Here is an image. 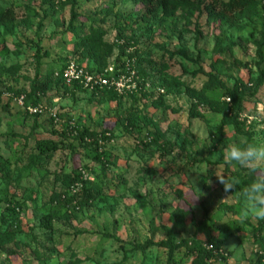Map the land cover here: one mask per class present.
<instances>
[{"label": "rangeland", "instance_id": "374dc122", "mask_svg": "<svg viewBox=\"0 0 264 264\" xmlns=\"http://www.w3.org/2000/svg\"><path fill=\"white\" fill-rule=\"evenodd\" d=\"M168 1L165 16L158 6L144 20L147 4L131 0H0V11L16 14L14 26L0 27V67L16 68L0 73V159L15 171L0 179V231L14 232L18 241L0 252V264H191L184 249L170 263L166 250L135 251L166 240L168 231L178 245L222 240L226 264L257 261L253 236L259 237L262 221L241 220L240 201L235 194L225 199L215 176L247 185L254 177L228 164L224 149L264 144V81L255 84L264 71V0L231 15L211 8L227 0ZM72 12L86 26L77 34L66 32ZM89 24L104 32L101 51L90 52L101 57L111 48L105 71L123 74L124 92L65 94L56 86L37 93L41 115L27 114L32 102L22 106L20 97L33 83L40 87L46 77L55 78L60 61L94 67L93 60L73 54ZM235 88L242 105L237 121L223 98ZM84 131L111 155L105 171L82 145ZM220 133L226 139L218 144ZM41 141L56 151L26 170ZM163 146H169L168 157ZM73 170H86L85 187L97 194L87 204L75 200L58 208L53 196ZM51 215L52 233L42 222ZM30 244L46 260H37Z\"/></svg>", "mask_w": 264, "mask_h": 264}, {"label": "trees", "instance_id": "16d2710c", "mask_svg": "<svg viewBox=\"0 0 264 264\" xmlns=\"http://www.w3.org/2000/svg\"><path fill=\"white\" fill-rule=\"evenodd\" d=\"M133 2H141L146 3L147 10L144 14H142V18L144 20H149V18L157 13V7L160 6L162 8V12L164 16L167 14L169 8L171 7L172 3L168 0H131ZM73 5H75L73 3ZM256 2L255 0H227V2H221V1H213L211 8L213 10H217L219 13L222 14H235V13H245L249 8L255 7ZM79 15H77L75 12L70 13V21L66 28V32L77 34L80 31V28L86 29L85 23H78ZM16 21V14L11 9H6L0 11V27H6L10 28L14 26V23ZM87 22L88 20L85 19ZM264 21V18H263ZM263 30H264V22H263ZM88 35L82 36V37H76L77 38V44L76 48L74 49L73 54H79L83 58V61L88 59V61L93 60L94 67L92 69H88L87 67H84L82 65H78V67L85 68V71H88L90 74L95 76H106L105 73V57L111 52L110 47H105L106 54H101L98 57L90 50L92 48H96L97 50L101 51L100 48V42L104 36V32L99 28L95 27L94 25H90L87 27ZM36 48V54L41 53L40 49V42L35 44L34 46ZM98 51V53L100 52ZM6 53H2L1 56H5ZM257 55L259 58H261V50H258ZM67 60L60 61V65L56 66L55 70L56 77L52 73V79L46 77L45 83L43 85L36 86L35 83H33L30 87L31 91L29 94L25 95L23 97V102L30 100L32 102L31 107H35L40 105V101L37 99V93L46 94L50 90H52L53 87L61 86L64 89L65 94H74L76 92L79 93H86L81 86L78 84H73L67 86L65 83L62 82V74L63 71L68 67L70 63H67ZM2 71H16V68L11 69H3L0 67V73ZM105 71V72H103ZM215 85L211 84V87L217 88V82L213 80ZM262 81H264V71L259 73V76L256 78L255 84H260ZM254 84V82H253ZM108 90H98L96 91L99 94L104 95V92ZM95 92V93H96ZM112 92V93H111ZM107 93V92H106ZM111 94L116 95L115 92L110 91ZM94 95V94H93ZM224 103L226 106H229L231 112L234 114V117L237 120H239L240 112L242 111V105L241 101L239 99L238 95V89H232V90H225V93L223 94ZM227 100H229L230 105L227 104ZM226 101V102H225ZM4 109L6 110L7 107L5 106ZM27 112V111H26ZM28 114V113H27ZM39 115H36L35 118H37ZM81 137V143L84 147H88L89 150H91L94 153L93 160L105 171L104 168L105 165L108 163H111V155L108 153L103 152V149L98 145V137L93 134L89 133L88 131H84L82 134H79ZM224 137L221 133L218 134L215 137L216 142L223 143ZM89 140V141H87ZM100 140H106L105 137H100ZM36 150L37 155H33L28 157V163L25 167L26 170H33L38 165H41L45 160L49 159L51 156V152L56 151V146L48 143L46 141H41L36 143ZM163 155L168 157L170 155L169 146H163L162 150ZM50 153V154H49ZM84 172H87L86 170ZM84 172L82 170H73L72 175L64 176L61 180V183L59 184V189L53 196L54 205L58 208H62L65 205H71L72 202L75 200H78L80 203L83 201L85 204L88 202H91L94 200L97 193H93L91 190L86 189L85 187V181L82 179L84 177ZM15 174V171H9V166L6 163H2L0 159V179L4 178L5 180H8L10 175ZM221 189L223 191V187L221 186ZM224 192V191H223ZM79 193H82L79 195ZM225 194V193H224ZM227 195H231V193H228ZM85 198V199H84ZM84 199V200H83ZM223 209L229 211L232 208H229L227 206H224ZM52 219H54V215L47 217L43 219V225L49 232L52 233ZM13 225H11L12 227ZM15 228L18 230L20 227L15 226ZM259 234V237L257 235H254V241L257 242L260 248V254L257 259V261L254 264H264V239L260 237V234L264 232V221H262L256 230ZM19 232V231H18ZM52 235V234H51ZM16 234L11 231H0V252H5L6 249H8L11 245L16 246L18 245V241L16 238ZM34 242V241H33ZM223 245V241L215 238H210L205 245L196 243L194 241H191L190 244L182 243V244H176V240L172 234V232L168 231L167 239L164 241H161L159 243H151L146 242L144 245H136L135 251L140 253H145L146 250L149 248H160L167 251V260L168 263H170L173 260V257L176 255V253L180 249H184L185 252L188 255H191L192 261L191 264H226V258L221 255V248ZM29 248L31 252L36 256V259L39 261L46 260L43 256H39L37 251V244L32 246V244L29 245ZM8 255H13L11 252L7 253ZM48 256H51V252H47ZM50 258V259H51Z\"/></svg>", "mask_w": 264, "mask_h": 264}, {"label": "clouds", "instance_id": "9594fccd", "mask_svg": "<svg viewBox=\"0 0 264 264\" xmlns=\"http://www.w3.org/2000/svg\"><path fill=\"white\" fill-rule=\"evenodd\" d=\"M223 159L228 164L247 169L254 177L250 183L241 186L238 178L229 179L222 174L215 176L224 193L235 194L240 201L239 218L264 221V144L233 143L224 149ZM231 195H226L225 199Z\"/></svg>", "mask_w": 264, "mask_h": 264}, {"label": "built area", "instance_id": "2783aa9c", "mask_svg": "<svg viewBox=\"0 0 264 264\" xmlns=\"http://www.w3.org/2000/svg\"><path fill=\"white\" fill-rule=\"evenodd\" d=\"M105 73L107 74L106 76H95L90 74L88 71H85L83 68L70 63L65 71H63L61 78L62 82L67 86L78 84L84 91L87 92L108 90L122 94L124 92V89L126 88L125 78L124 76H122L123 74H115L111 69H109ZM228 101L229 100H227V102ZM19 103L23 106V97H20ZM26 111L30 115L36 116L41 115L44 112V109L40 105H38L35 107L29 106L26 108ZM55 117L56 116H53L54 119Z\"/></svg>", "mask_w": 264, "mask_h": 264}]
</instances>
